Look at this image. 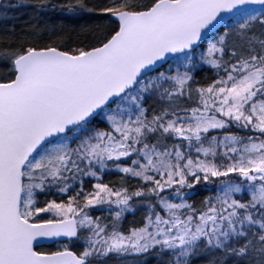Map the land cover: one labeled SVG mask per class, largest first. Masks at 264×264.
Listing matches in <instances>:
<instances>
[{"label": "snow or ice", "instance_id": "obj_1", "mask_svg": "<svg viewBox=\"0 0 264 264\" xmlns=\"http://www.w3.org/2000/svg\"><path fill=\"white\" fill-rule=\"evenodd\" d=\"M34 7L0 36V264H264V0Z\"/></svg>", "mask_w": 264, "mask_h": 264}, {"label": "trees", "instance_id": "obj_2", "mask_svg": "<svg viewBox=\"0 0 264 264\" xmlns=\"http://www.w3.org/2000/svg\"><path fill=\"white\" fill-rule=\"evenodd\" d=\"M5 5L17 6L5 8ZM34 16V0H0V36L10 34L7 32L8 29H14V33L11 34L17 36L26 33L28 28L37 22ZM40 17V23H43L45 19L55 24L63 23L66 26V31H78L81 25L95 24L97 22L95 19L87 17L76 20L59 12H43ZM69 42L71 43L72 41ZM205 75V72H200L198 78H203ZM207 75H210V73H207ZM136 219H139V215H137ZM132 220L133 217L130 214H126L125 228Z\"/></svg>", "mask_w": 264, "mask_h": 264}]
</instances>
